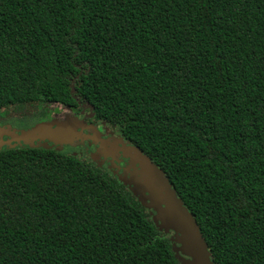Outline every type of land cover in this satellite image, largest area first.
Wrapping results in <instances>:
<instances>
[{"label": "trees", "instance_id": "16d2710c", "mask_svg": "<svg viewBox=\"0 0 264 264\" xmlns=\"http://www.w3.org/2000/svg\"><path fill=\"white\" fill-rule=\"evenodd\" d=\"M78 99L163 170L214 264H264V0H0V111ZM171 236L110 172L0 148V264H180Z\"/></svg>", "mask_w": 264, "mask_h": 264}, {"label": "water", "instance_id": "95a60500", "mask_svg": "<svg viewBox=\"0 0 264 264\" xmlns=\"http://www.w3.org/2000/svg\"><path fill=\"white\" fill-rule=\"evenodd\" d=\"M77 133L76 121L66 117L65 121L54 119L51 123H37L17 136V141L28 145L31 141L48 138L54 144L61 145L78 137ZM39 147L50 148L48 145ZM121 150L129 158L134 172L130 178L121 176L120 181L128 185L141 204L150 211L157 228L172 233L173 252L180 264H214L199 224L163 170L131 143H123Z\"/></svg>", "mask_w": 264, "mask_h": 264}, {"label": "flooded vegetation", "instance_id": "af4514ba", "mask_svg": "<svg viewBox=\"0 0 264 264\" xmlns=\"http://www.w3.org/2000/svg\"><path fill=\"white\" fill-rule=\"evenodd\" d=\"M24 115L23 113L11 110L0 111V133L5 135L3 142L7 145L1 148L27 147L28 145L24 144L23 141H17V136L23 133V131L31 129L37 123H51L54 119L65 121L66 117H71L77 123L78 132V137L73 138L71 142L56 145L48 138H45L44 140L37 139L31 141L29 146L30 144L36 146L48 145L50 148L56 150L78 140L81 144L72 146V148L78 147L84 153L93 157H90L89 160L80 159L110 172L117 178L123 177V175H127V178H130L134 172L129 158L125 157L121 150L123 143L129 144L130 142L116 128L108 125L106 122L97 120L92 107L86 102L78 99L77 104L74 106L62 104L49 105L47 109L40 110L39 116ZM126 186L128 187V185Z\"/></svg>", "mask_w": 264, "mask_h": 264}, {"label": "rangeland", "instance_id": "374dc122", "mask_svg": "<svg viewBox=\"0 0 264 264\" xmlns=\"http://www.w3.org/2000/svg\"><path fill=\"white\" fill-rule=\"evenodd\" d=\"M260 114H261V111L254 112V115L255 116L256 115H260ZM21 134H19L18 136H20ZM3 138H5V135H3L2 133H0V148L3 147L6 144L5 142H3ZM78 144H81V142L78 141V140H76L74 143H70V145H66V146H64L62 148H58L56 150H58L60 152H63V153L75 155V156H77L79 158H83V159L89 160L90 157H92V156H89L87 153H84V151H82L78 147L72 148V146H75V145H78ZM5 146H7V145H5ZM28 146H29V144H28Z\"/></svg>", "mask_w": 264, "mask_h": 264}]
</instances>
